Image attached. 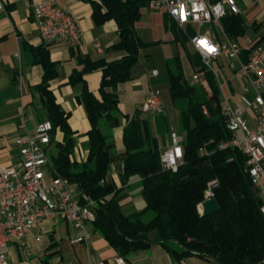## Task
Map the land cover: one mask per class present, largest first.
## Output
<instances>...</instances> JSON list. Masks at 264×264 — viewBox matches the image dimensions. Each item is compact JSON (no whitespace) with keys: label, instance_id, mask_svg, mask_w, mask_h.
I'll use <instances>...</instances> for the list:
<instances>
[{"label":"trees","instance_id":"1","mask_svg":"<svg viewBox=\"0 0 264 264\" xmlns=\"http://www.w3.org/2000/svg\"><path fill=\"white\" fill-rule=\"evenodd\" d=\"M92 7V17L97 25L114 21L120 41L113 46L125 55L113 62L104 59L93 61L77 57L82 67L76 70L70 82L82 83L80 101L86 108L90 130L86 133L87 155L82 160L74 158L75 132L69 125V115L57 104L50 90V81L59 75L52 62L48 45L34 48L35 63L44 69V78L37 87L46 120L53 126L51 146L58 153L51 156L53 174L67 179L79 191L81 204L87 197L92 203L99 231L120 256L150 248L154 242L149 235L157 232V243L164 246L178 262L192 256L216 261L218 264H264V215L262 201L246 172L247 157L238 150H220L222 143L232 139L222 115L220 87L215 73L209 70L197 53L190 55L195 69L205 71L212 95L198 92L185 77L180 58L168 68L170 93L174 102L186 100L188 107L181 112L180 134L184 136V164L177 172L165 170L160 162V150L148 131V121L136 116L124 128L126 159L122 175L123 187L138 177L142 181L141 193L146 202L144 210L126 215L118 201L120 189L107 182L111 168L114 142L104 134L103 124L118 120V86L132 80L131 70L139 61L141 50L153 45L145 43L137 33L136 24L142 11L151 0H76ZM221 30L238 40L245 35L241 15L228 12L221 20ZM174 26L182 30L177 24ZM185 35V34H184ZM187 33L186 37H193ZM246 60V57H244ZM102 71L100 97L95 96L84 81V75ZM204 107L208 115L204 113ZM64 135L62 143H55V135ZM211 152L202 156L200 150ZM218 181L219 190L214 197L219 211L201 215L198 206L204 202L208 184ZM152 213L150 219L145 215Z\"/></svg>","mask_w":264,"mask_h":264},{"label":"crops","instance_id":"2","mask_svg":"<svg viewBox=\"0 0 264 264\" xmlns=\"http://www.w3.org/2000/svg\"><path fill=\"white\" fill-rule=\"evenodd\" d=\"M45 1L47 0H2L5 8L0 10V170L11 166L20 158L15 145L17 138L33 132L38 123L46 120V111L37 91L44 78V69L34 60V48L44 45L37 35L34 10L38 4ZM54 1L73 12L82 31L80 47L64 42L48 45L50 58L59 71L58 77L50 81V90L57 104L69 115V125L76 134L74 158L82 160L87 155L86 133L91 126L86 108L80 101L83 84L70 82L72 74L82 69L77 63V57L113 62L120 60L125 52L113 49V46L120 41L114 21L97 25L92 17L90 4L76 0ZM237 2L241 8L240 15L244 20L246 31L245 35L236 41L244 44L250 41L252 44L264 46V0H237ZM174 24L163 10L152 11L145 8L142 11L140 20L136 24L137 33L145 43L153 45L141 50L139 61L131 70L132 80L118 86L119 119L103 124L105 136L115 145L107 182L116 189H122L117 201L126 215L140 211L133 197L134 192L138 191L143 198L140 178H133L125 187L122 183L126 159L124 128L128 120L137 115H139L137 118L147 120L149 134L156 139L160 153L167 150L171 146L170 131L175 129L180 134L181 112L188 107V102L185 107L179 106L180 101L172 100L168 68L174 65L176 58H180L188 80L191 78L194 80L193 76L202 71L195 69L190 62V55L196 52L191 44L192 37L188 38L186 34L193 33L195 36L209 33L217 42L230 40L221 29L212 26L200 28L189 24L180 30ZM196 26L199 28L198 31L194 29ZM96 44L100 46L101 52L97 50ZM167 45L176 49V52L174 59L167 63L164 73L154 63L151 64L149 56L143 59L142 55L147 50ZM221 60L224 63H221ZM211 65L220 87L222 106L241 105L240 97L243 95L241 82L234 73L230 70L232 77L225 83H220L219 68L228 66V61L220 58ZM155 70L158 72L156 76L152 74ZM102 75V71L97 70L86 73L83 77L88 89L97 97H100ZM201 85L204 91L212 95L207 79ZM151 90L160 91L164 113L149 116L142 112L143 104ZM63 140V133L57 131L55 143H62ZM88 231L91 234L88 241L72 244L71 239L83 236L84 231L66 221L46 218L22 239L11 241L6 252L11 260L24 264H116L115 259L120 256L118 251L99 231L94 230L93 224L88 225ZM149 238L154 244L146 250L129 255L132 264H218L216 261L205 260L198 256L178 262L164 246L157 243L159 240L157 232L150 233Z\"/></svg>","mask_w":264,"mask_h":264},{"label":"built area","instance_id":"3","mask_svg":"<svg viewBox=\"0 0 264 264\" xmlns=\"http://www.w3.org/2000/svg\"><path fill=\"white\" fill-rule=\"evenodd\" d=\"M4 8L0 0V10ZM148 8L165 11L180 28L193 24L200 28L212 26L221 29V20L228 12L241 14L237 0L218 3L212 0H151ZM34 18L38 38L44 45L64 42L81 46L82 31L70 9L54 0H47L36 6ZM191 44L209 70L214 72L211 64L224 58L241 82V105L226 104L222 109L232 139L222 143L219 149L231 148L247 157L246 172L260 196L264 215V46L228 39L217 42L209 33L195 35ZM96 48L101 52L98 44ZM152 74L156 76L158 72L155 70ZM193 79L204 83L205 71L195 74ZM203 109L208 115L207 108ZM142 112L149 116L165 112L160 91L151 90L148 93ZM52 131V123L43 121L33 132L17 138L15 145L20 158L0 170V264H24L9 258L6 252L8 244L28 235L46 218L63 220L83 230L84 235L71 239L72 244L86 242L91 237L88 225L96 220L93 203L85 197L87 203L81 204L78 188L67 179L53 174L54 165L49 154ZM170 139L171 146L161 153L160 162L163 169L177 172L184 164V138L171 129ZM200 154L204 156L211 152L202 148ZM217 186V180L208 184L205 200L198 206L201 215L205 214V201L214 197L213 188ZM115 263L132 264L123 256H118Z\"/></svg>","mask_w":264,"mask_h":264},{"label":"rangeland","instance_id":"4","mask_svg":"<svg viewBox=\"0 0 264 264\" xmlns=\"http://www.w3.org/2000/svg\"><path fill=\"white\" fill-rule=\"evenodd\" d=\"M194 29L196 31H198V27H194ZM176 52V49L172 48L170 45H167V46H162V47H156V48H153L151 50H147L143 53V59H147L148 56L151 58V64H155V66L163 71L164 73H166V69H167V63H169L170 60L174 59V54ZM221 63H224L222 60H221ZM213 66H216L215 64H213ZM221 69V71H220ZM219 75H220V83H225L228 79H230L232 77V73L229 69L228 66H223V68H219ZM189 82L191 84H193L197 91L198 92H201L203 91L204 89L202 88V85L201 83L202 82H197V81H194L191 79H189ZM209 96L211 95L210 92L207 93ZM179 106H187V101H180L179 103ZM184 138V136H183ZM58 153V150L57 148L54 146H52L50 149H49V154L51 156L53 155H57ZM134 199L135 202L139 205V209L140 211L144 210L145 206H146V203H144V199L140 196L139 192L138 191H135L134 194ZM142 209V210H141ZM152 216V213L149 212L148 214L145 215V219H150Z\"/></svg>","mask_w":264,"mask_h":264},{"label":"water","instance_id":"5","mask_svg":"<svg viewBox=\"0 0 264 264\" xmlns=\"http://www.w3.org/2000/svg\"><path fill=\"white\" fill-rule=\"evenodd\" d=\"M212 1L215 3H218L222 0H212ZM137 117H139V115H137ZM218 190H219L218 186L213 188V193H216ZM203 207H204V211L207 215H213L219 211V204L217 203L215 197L205 201Z\"/></svg>","mask_w":264,"mask_h":264}]
</instances>
